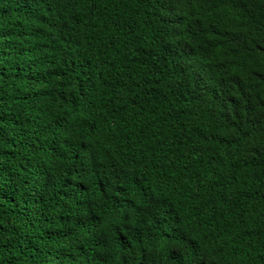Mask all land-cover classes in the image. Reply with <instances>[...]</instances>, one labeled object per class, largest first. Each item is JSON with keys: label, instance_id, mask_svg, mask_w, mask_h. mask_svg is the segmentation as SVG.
Instances as JSON below:
<instances>
[{"label": "trees", "instance_id": "1", "mask_svg": "<svg viewBox=\"0 0 264 264\" xmlns=\"http://www.w3.org/2000/svg\"><path fill=\"white\" fill-rule=\"evenodd\" d=\"M0 264H264V0H0Z\"/></svg>", "mask_w": 264, "mask_h": 264}]
</instances>
